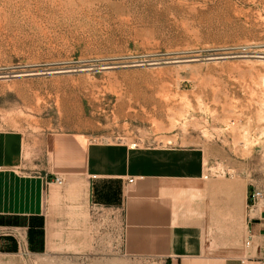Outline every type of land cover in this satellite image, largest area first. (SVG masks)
Instances as JSON below:
<instances>
[{
  "label": "rangeland",
  "instance_id": "obj_1",
  "mask_svg": "<svg viewBox=\"0 0 264 264\" xmlns=\"http://www.w3.org/2000/svg\"><path fill=\"white\" fill-rule=\"evenodd\" d=\"M0 112L25 137L29 172L54 166L50 144L64 136L196 151L213 175L260 192L259 203L264 0H0ZM110 214L97 216L90 259L158 264L121 254Z\"/></svg>",
  "mask_w": 264,
  "mask_h": 264
},
{
  "label": "crops",
  "instance_id": "obj_2",
  "mask_svg": "<svg viewBox=\"0 0 264 264\" xmlns=\"http://www.w3.org/2000/svg\"><path fill=\"white\" fill-rule=\"evenodd\" d=\"M50 146L54 166L29 172L25 137L0 112V264H52L57 256L69 264L68 255L75 264H100L89 256L99 259L97 216L109 213L120 219L124 257L264 264V200L253 203L245 184L213 175L204 154L86 145L70 136Z\"/></svg>",
  "mask_w": 264,
  "mask_h": 264
},
{
  "label": "built area",
  "instance_id": "obj_3",
  "mask_svg": "<svg viewBox=\"0 0 264 264\" xmlns=\"http://www.w3.org/2000/svg\"><path fill=\"white\" fill-rule=\"evenodd\" d=\"M54 182H55L56 184H58V185H61V184H62L61 179L58 178V177H55ZM133 182H134V179H130V180H128V183H130V184L133 183ZM261 195H262V194H261L260 192H253L252 195H251V200H252V202H253V203L257 202V200H259V199L262 197ZM246 246H249V243H247ZM245 263H246V261H245V259H243V260L241 261V264H245Z\"/></svg>",
  "mask_w": 264,
  "mask_h": 264
}]
</instances>
